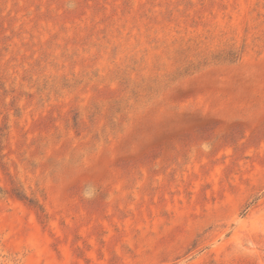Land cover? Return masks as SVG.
I'll list each match as a JSON object with an SVG mask.
<instances>
[{
    "label": "rangeland",
    "instance_id": "374dc122",
    "mask_svg": "<svg viewBox=\"0 0 264 264\" xmlns=\"http://www.w3.org/2000/svg\"><path fill=\"white\" fill-rule=\"evenodd\" d=\"M0 264H264V0H0Z\"/></svg>",
    "mask_w": 264,
    "mask_h": 264
},
{
    "label": "clouds",
    "instance_id": "9594fccd",
    "mask_svg": "<svg viewBox=\"0 0 264 264\" xmlns=\"http://www.w3.org/2000/svg\"><path fill=\"white\" fill-rule=\"evenodd\" d=\"M95 194V188L91 185L87 186L85 189H84V192L82 193V195L86 198V199H89V198H92Z\"/></svg>",
    "mask_w": 264,
    "mask_h": 264
}]
</instances>
